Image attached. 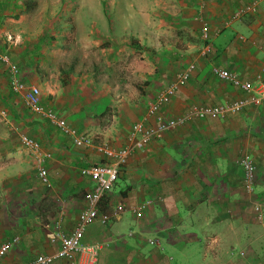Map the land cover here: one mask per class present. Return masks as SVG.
Segmentation results:
<instances>
[{
  "label": "crops",
  "instance_id": "obj_1",
  "mask_svg": "<svg viewBox=\"0 0 264 264\" xmlns=\"http://www.w3.org/2000/svg\"><path fill=\"white\" fill-rule=\"evenodd\" d=\"M110 3L119 4L122 23L115 27L119 32L110 30L121 44L115 58L126 53L142 63L127 68L135 77L130 80L116 75L110 61L79 68L76 58L66 60L52 48L53 34L37 30L25 0H0V246L14 243L1 264H30L59 250L56 227L66 235L75 229L94 187L83 169L112 163L101 148L130 144L135 123L154 126L158 115L182 117L195 105L221 106L249 96L216 77L213 66L252 83L262 76L264 0ZM251 4L255 12L234 17ZM205 24L208 55L201 53ZM62 60L71 61L67 66ZM192 64L190 77L151 113ZM12 66L24 82L40 87L46 109L93 144L77 146L73 136L28 109L12 88ZM24 136L39 142L49 184L39 178ZM246 154L257 166L253 192L245 187L239 163ZM120 203L126 211L118 220L88 226L82 243L99 250L79 253L78 264H264V215L260 219L254 210L264 204V103L225 117L194 118L135 151L101 213L110 214ZM51 264L72 262L56 258Z\"/></svg>",
  "mask_w": 264,
  "mask_h": 264
},
{
  "label": "built area",
  "instance_id": "obj_2",
  "mask_svg": "<svg viewBox=\"0 0 264 264\" xmlns=\"http://www.w3.org/2000/svg\"><path fill=\"white\" fill-rule=\"evenodd\" d=\"M255 5L256 4H251L238 10L234 14V17L242 18L245 14L255 12ZM202 39L204 41V47L201 49V53L203 55H208L212 47L210 45V28L206 24L202 27ZM194 68L195 66L193 64L190 65L188 70L179 76L178 81L171 84L169 88L159 96L156 103L151 107V113L157 112L161 104L169 101L179 85L190 77ZM212 73L219 79L227 81L233 86L239 87L243 91L249 93V96L221 106L210 107L195 105L182 117L166 118L162 115H158L157 122L154 126L145 125L143 122L135 123L132 129V142L130 144L120 149H114L109 146L101 148V151L114 158V161L108 164H92L83 169V173L89 175L94 181V187L86 193V206L80 213L75 229L69 235H66L56 227L54 241H59V250L55 254L39 256L30 264H51L56 258L68 260L72 262V264H78L76 257L79 253H89L93 255L97 253L99 250L98 247L85 246L82 243V239L86 229L92 223L100 221L104 225H109L112 221L118 220L126 211V205L124 203L118 204L110 214H102L100 208L103 200L111 194L119 178L121 167L128 163L130 156L135 151L144 149L153 139L161 138L165 132L177 128L194 118L204 120L207 118L225 117L227 114L239 113L247 106H259L264 103V64L262 76L257 83L244 81L236 73L219 66H213ZM11 84L13 90L23 96L25 105L28 109L34 113L45 116L66 134L73 136L77 146L93 144V140L88 135L78 134L74 128L69 126L66 119L58 116L53 110H48L42 105V92L40 87L33 83L28 84L24 82L17 66H12L11 68ZM22 142L35 157L39 178L43 183L49 184V172L44 165V156L41 153L39 142L28 136H24ZM239 163L243 170L245 187L249 192H253L257 166L251 156L247 154L242 156ZM254 210L258 217L262 219L264 215V204H256ZM151 242L158 243L157 240H152ZM13 244L12 241H7L0 246V264L2 258Z\"/></svg>",
  "mask_w": 264,
  "mask_h": 264
},
{
  "label": "rangeland",
  "instance_id": "obj_3",
  "mask_svg": "<svg viewBox=\"0 0 264 264\" xmlns=\"http://www.w3.org/2000/svg\"><path fill=\"white\" fill-rule=\"evenodd\" d=\"M111 1L113 0H25L29 9L31 8L30 14L36 21L37 30L42 29L53 34L52 48L62 50L66 60L76 58L79 68L88 69L92 66L100 67L110 61L116 75H125V78L130 80L135 77H130L126 72L127 68L132 71L131 64L138 63L140 66L142 63L138 62V56L134 59V56L126 53L118 54L115 58L116 45H121L119 40L115 39L118 31L115 27L122 23L119 4L112 6ZM85 4L88 8H83ZM112 26L116 29L113 33L110 31ZM52 48L49 47L48 51ZM109 52H113V55H109ZM139 58L144 59L142 56ZM66 60L62 61L68 66L71 60ZM82 63L84 64L81 65ZM131 81L136 82L134 79Z\"/></svg>",
  "mask_w": 264,
  "mask_h": 264
}]
</instances>
